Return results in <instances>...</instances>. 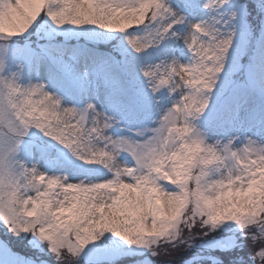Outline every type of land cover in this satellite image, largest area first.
Segmentation results:
<instances>
[{"label": "snow or ice", "instance_id": "6c2138e0", "mask_svg": "<svg viewBox=\"0 0 264 264\" xmlns=\"http://www.w3.org/2000/svg\"><path fill=\"white\" fill-rule=\"evenodd\" d=\"M0 264H264V0H0Z\"/></svg>", "mask_w": 264, "mask_h": 264}]
</instances>
